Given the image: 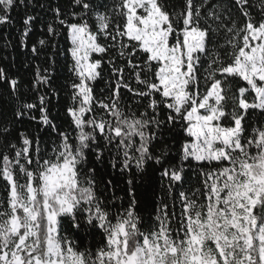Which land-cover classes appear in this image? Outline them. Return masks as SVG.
Returning <instances> with one entry per match:
<instances>
[{
    "label": "snow or ice",
    "instance_id": "obj_1",
    "mask_svg": "<svg viewBox=\"0 0 264 264\" xmlns=\"http://www.w3.org/2000/svg\"><path fill=\"white\" fill-rule=\"evenodd\" d=\"M18 9L71 76L0 68V264H264V0H0V27Z\"/></svg>",
    "mask_w": 264,
    "mask_h": 264
},
{
    "label": "trees",
    "instance_id": "obj_2",
    "mask_svg": "<svg viewBox=\"0 0 264 264\" xmlns=\"http://www.w3.org/2000/svg\"><path fill=\"white\" fill-rule=\"evenodd\" d=\"M39 3L45 4L47 7L49 4H57L59 3L63 7H67L69 4V0H38ZM23 9H18L12 13L14 23L11 26L0 27V68H4L5 71L9 74V76H20L24 81L25 85H27L28 81L32 75V67L33 63H39L42 65H47L51 58L56 60L55 64V84L59 88L61 84H64L71 73L68 71L70 66V58L67 54V48L70 46L69 41L67 40L66 34H61L56 38L55 43L56 49L53 51L51 47L46 49L41 53L39 58H34L31 56L29 52H26L19 45V36L21 23L20 19L23 15ZM39 15L43 18L44 21L51 20V14L45 13L41 9H36ZM44 36L46 38V31H42V26L38 22L37 25L34 26L33 33L29 36V44L35 43L38 38ZM6 41H11L10 44L5 47ZM29 64V67L25 68V64ZM106 69V66H105ZM105 74H107V70H105ZM98 87H103V82L98 83ZM8 95V85L4 82H0V97H6ZM67 102V96L62 92L60 101H53L57 105V108L60 112H63V106ZM254 118H259L258 114ZM21 130L28 127L27 124L24 126H18ZM150 174L153 176L150 177V186L147 189L148 199L152 202L148 204L145 201V187L138 188L137 198L141 201L142 204H145L147 207V211H142L144 216H148L155 207V203L157 197L159 195H163L161 190V184L166 183V181L162 182L157 174H153L150 171ZM189 184L192 186H200L199 177L193 173H189ZM0 190H3L2 184H0ZM123 195V193H119ZM179 207V205H177ZM98 236H87L84 242L92 243L98 240Z\"/></svg>",
    "mask_w": 264,
    "mask_h": 264
},
{
    "label": "rangeland",
    "instance_id": "obj_3",
    "mask_svg": "<svg viewBox=\"0 0 264 264\" xmlns=\"http://www.w3.org/2000/svg\"><path fill=\"white\" fill-rule=\"evenodd\" d=\"M153 175L152 174H150V177H152ZM2 192H3V190H0V195H2Z\"/></svg>",
    "mask_w": 264,
    "mask_h": 264
}]
</instances>
